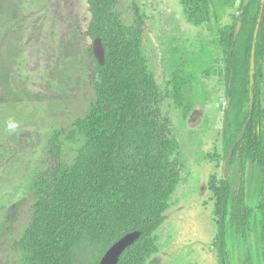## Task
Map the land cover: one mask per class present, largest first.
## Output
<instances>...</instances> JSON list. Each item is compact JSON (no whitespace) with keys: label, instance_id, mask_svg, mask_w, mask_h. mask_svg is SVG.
<instances>
[{"label":"rangeland","instance_id":"obj_1","mask_svg":"<svg viewBox=\"0 0 264 264\" xmlns=\"http://www.w3.org/2000/svg\"><path fill=\"white\" fill-rule=\"evenodd\" d=\"M117 1L125 25L142 18L143 55L178 142L171 160L181 179L169 200L167 219L156 231L154 257L162 264H222L214 245L219 185L229 178L236 191L241 174L238 159H232L226 173V53L221 33L242 0H234L225 12L218 10L220 15L212 11L211 20L200 24L187 20L181 0ZM91 20L87 0H0V264H23L16 243L33 215L31 181L52 167L53 133L61 131L57 161L68 165L85 143L81 134L67 137L96 98L98 60L94 39L87 34ZM248 27L235 45L239 54ZM262 67L264 76V58ZM177 72L188 77L182 88L185 103L191 102L186 114L173 96ZM262 89L264 99V78ZM245 182L252 214L244 232L227 223L226 264H264V163H249ZM101 249L99 243L83 241L75 249L76 263L95 264Z\"/></svg>","mask_w":264,"mask_h":264},{"label":"trees","instance_id":"obj_2","mask_svg":"<svg viewBox=\"0 0 264 264\" xmlns=\"http://www.w3.org/2000/svg\"><path fill=\"white\" fill-rule=\"evenodd\" d=\"M181 0L188 21L200 24L209 18V3L215 0ZM92 20L87 34L101 38L105 63H96V98L84 116L73 122L68 139L81 134L84 145L73 164L56 158L60 155L61 131L49 141L52 167L31 181L36 201L31 221L16 243L22 250L23 264H77L75 249L83 241L99 243L102 256L124 235L139 231L140 237L121 255L118 264H162L154 257L158 251L156 231L167 219L169 200L180 182L171 156L178 142L171 135L170 119L162 110V93L142 51V18L125 25L116 9L117 0H87ZM225 5L228 0H221ZM236 22L224 28L227 54L226 82L232 108H238V128L225 124L228 148L248 122L244 139L237 149L243 160L263 159V138L259 97L260 70L254 73L255 103L252 113L244 110L249 103L250 59L255 22L247 46L239 54L232 49ZM264 28V15L262 21ZM259 40L256 64L259 61ZM188 77H173L175 98L184 113L182 88ZM240 106V107H236ZM230 186L223 181L219 189L217 236L222 264L227 260V223L244 232L252 213L243 190L229 206ZM101 256V257H102ZM101 259V258H100ZM100 259L95 264H99ZM248 264H252L249 262Z\"/></svg>","mask_w":264,"mask_h":264},{"label":"flooded vegetation","instance_id":"obj_3","mask_svg":"<svg viewBox=\"0 0 264 264\" xmlns=\"http://www.w3.org/2000/svg\"><path fill=\"white\" fill-rule=\"evenodd\" d=\"M211 0H208L207 2L209 3ZM217 6H214L212 4V2L209 3V10H208V15L209 18L206 19V22H209L212 18L213 13L214 14H219L218 10H222V12H225L227 10H229L233 4H234V0H228L229 3L227 5L224 6V4L221 2V0H215ZM254 6H256V8H254ZM254 8V10H253ZM213 11V13H212ZM263 15H264V0H242L240 5H239V11L238 13L233 16L232 21L229 24H226L223 26L222 28V44H223V49H224V53H226L225 50V43H224V28L226 26H230L233 25L234 22H236L235 24V28H234V33H233V42H232V49L235 48V45L239 39V36L243 30V28L249 23V27H248V33H247V37L244 43V46H247V42H248V38L250 35V30L255 22V18H256V25H255V29H254V33H253V43H252V49H251V59H250V89H249V103L246 106H243L244 110H249L250 113L253 112L254 110V103H255V92H254V84H255V80H254V73L255 70L258 69L260 70V76H259V97H260V112H261V130H262V122H263V113H264V99L263 97V89H262V82H263V67H262V60L264 58V28H262V21H263ZM242 21V25H241V29L240 32L238 34V38L236 40V42L234 43V36H235V31H236V27L239 21ZM95 40V39H94ZM257 40H259V61L258 64H256V46H257ZM244 48V47H243ZM254 48V51H253ZM254 52V53H253ZM254 56V59H253ZM226 59H227V54H226ZM252 64L254 65V67L252 68ZM225 74H226V70H225ZM226 95H227V106L224 112V121H223V141H224V152L227 155V164H226V173H227V169L229 167V164L231 163L232 159H238L239 160V167H240V174H241V183L239 188L236 191L232 190V183L230 181L229 178H223L220 182L219 185V189L220 186L222 184L223 181H226L229 186H230V201H229V206L232 207L233 206V198L234 196H236L238 193L241 192V190H243L244 193V199H245V203H246V197H245V173H246V168L247 165L249 163H259V164H263L264 163V155H263V159L261 161L255 159H251L248 158L246 160H243L241 157V154L239 153L237 149V146L239 143L242 142V140L245 137L246 131H247V127H248V122H245L242 129L239 131L238 134H233L232 137L234 139V141L231 143L230 147L228 148V140L225 136V124L227 121V112L229 111V117H228V125H230L231 130L236 131L238 128V117L236 112H239L240 110L238 108H232L234 106H231V96L228 93V88H226ZM236 107H240V106H236ZM232 112H234L233 118H230ZM234 120V121H232ZM246 125V130H245V134L242 137V139L240 141H238V138L241 134V131L243 130V128ZM263 133V131H262ZM263 138V150H264V133L262 135ZM235 145V147L233 148V146ZM233 148V151L231 153V150ZM219 194V193H218ZM246 205H248L246 203ZM218 206H219V197H218ZM249 206V205H248ZM251 207V206H249ZM252 209V208H251ZM252 214V213H251ZM250 219V218H249ZM229 222V221H228ZM231 223V222H230ZM249 223V222H248ZM232 224V223H231ZM226 264V263H225Z\"/></svg>","mask_w":264,"mask_h":264},{"label":"water","instance_id":"obj_4","mask_svg":"<svg viewBox=\"0 0 264 264\" xmlns=\"http://www.w3.org/2000/svg\"><path fill=\"white\" fill-rule=\"evenodd\" d=\"M242 25V21L240 20L237 24L235 36H234V43L236 42L238 38V34L240 32ZM254 51V48H253ZM93 53L98 60V62L103 65L105 63V48L103 46L102 40L100 37L96 38L93 43ZM254 53V52H253ZM254 59V56H253ZM254 65L252 64V68ZM246 125L241 131V134L238 138V141L242 139V137L245 134ZM235 145L233 146V148ZM233 148L231 150V153L233 151ZM57 160V158H56ZM139 231L130 232L123 237H121L118 241H116L107 251L103 254V256L100 259L99 264H118L119 259L122 255V253L131 246L139 237H140Z\"/></svg>","mask_w":264,"mask_h":264}]
</instances>
